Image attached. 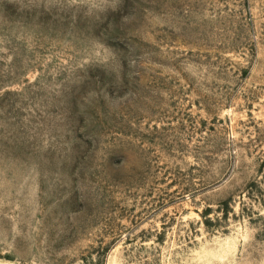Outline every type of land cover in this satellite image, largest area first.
<instances>
[{"label":"rangeland","instance_id":"1","mask_svg":"<svg viewBox=\"0 0 264 264\" xmlns=\"http://www.w3.org/2000/svg\"><path fill=\"white\" fill-rule=\"evenodd\" d=\"M0 264H264V0H0Z\"/></svg>","mask_w":264,"mask_h":264}]
</instances>
